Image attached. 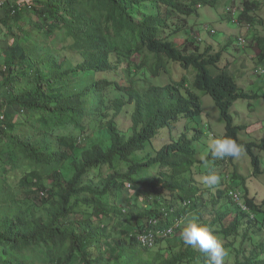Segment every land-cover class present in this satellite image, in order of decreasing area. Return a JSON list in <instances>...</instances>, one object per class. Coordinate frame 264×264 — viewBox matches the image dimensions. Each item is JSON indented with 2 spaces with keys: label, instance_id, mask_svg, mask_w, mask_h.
I'll use <instances>...</instances> for the list:
<instances>
[{
  "label": "trees",
  "instance_id": "obj_1",
  "mask_svg": "<svg viewBox=\"0 0 264 264\" xmlns=\"http://www.w3.org/2000/svg\"><path fill=\"white\" fill-rule=\"evenodd\" d=\"M221 1L0 0V264H210L180 235L164 247L174 236L151 249L139 246L149 220L170 226L186 216L213 230L227 251L225 264H264V227L256 220L261 213L264 220V201L246 192L244 211L228 194L238 189L221 173L209 189L187 179L200 162L185 134L143 161L133 159L160 130L198 118L200 92L224 121L221 138L242 145L253 174L260 172L253 145L239 140L242 127L230 114L237 101L258 95L242 91L228 65L209 74L218 62L212 49L188 51L194 41L170 40L186 18ZM248 16L244 9L238 20ZM170 64L192 69V81L183 72L172 83H153L169 74ZM127 114L124 130L118 122ZM95 124L106 138L84 148ZM202 137L194 130L192 141ZM208 159L215 160L210 152ZM24 205L38 207L41 216L29 218Z\"/></svg>",
  "mask_w": 264,
  "mask_h": 264
},
{
  "label": "rangeland",
  "instance_id": "obj_2",
  "mask_svg": "<svg viewBox=\"0 0 264 264\" xmlns=\"http://www.w3.org/2000/svg\"><path fill=\"white\" fill-rule=\"evenodd\" d=\"M259 2V3H258ZM252 3V4H251ZM257 3L258 7L253 4ZM261 3V4H260ZM247 4V6H245ZM250 4L253 5L250 8ZM232 6L234 9L233 19L226 14V9ZM251 12L250 16L246 19L238 20V15L243 11ZM151 11V9H149ZM234 21L239 22L238 25ZM179 23H177V26ZM249 26L250 34L245 30ZM171 30V29H170ZM257 33V36L264 44V0H222L215 7H202L197 10L196 14H193L186 18L185 29L179 32L176 38L172 37L170 40L174 41L176 45L184 41H194L193 45H187L188 51L197 48L199 52H203L206 49H212L211 55L218 54V62L215 63L214 67L208 68V73L212 75H218L224 71L223 66L228 65V69L225 70L230 75L234 82L241 87L242 77H248L254 66L252 60V49L250 47L244 48L239 45L238 39L243 38L245 41L253 39V33ZM163 35H170V31L166 30ZM186 38V39H185ZM258 46L260 42H258ZM255 47V46H254ZM264 49V47L260 48ZM257 68H263L264 64H258ZM186 73V77L189 81L193 79V71L182 70L176 64H170L169 74H162L159 80L153 81L158 84H168L175 81L176 78ZM177 78V79H178ZM259 79L264 81V76L259 75ZM245 93H249L248 90L242 89ZM252 93L258 95V98L252 100H239L237 101L232 109L231 116L234 126H241V131L238 132V138L243 143H249L253 145L251 149L253 155L258 157L260 162V172L253 174V167L251 165V158L247 151L243 147V152L239 158H232L230 162L225 161L222 164H217L219 159L209 160V144L215 140L220 139L224 134V121L220 117L219 111L214 105L212 99L209 96L202 95L200 92H196L200 98V104L202 113L195 120H180L177 123V129L160 130L157 138L151 140V146H144V149L133 155L135 161H143L146 153H153L154 150H158L168 142L169 139L172 141L176 140L180 135L185 134L191 148L195 150V159L199 161L195 167L191 169V172L185 175L187 179L195 181V185L198 188L209 189L208 186L204 185L202 178L208 174H216L217 176L226 177L231 183L232 189L237 188L245 197L246 192L248 198H255L256 203H263L264 201V86L261 90L252 89ZM131 109H129V113ZM118 124L122 129H126L129 126V114L122 115L119 118ZM101 129L100 125H93V131L89 134L90 139L82 143L84 148H89L90 143L97 137L106 138L105 131L102 129L97 133V130ZM194 130L202 131L203 137L199 140L192 141ZM148 148V149H147ZM80 152L76 153L78 157ZM123 172L127 171V166L122 165L121 169ZM152 173V171H151ZM141 174L147 176L146 169H141ZM238 177L237 180H232V176ZM220 176H218L220 178ZM130 191V195H134L133 185L127 187ZM214 191V190H212ZM168 197V196H167ZM143 203L141 200L138 202V207H142ZM136 207V203L133 202L129 205L130 211ZM24 209L28 211L29 218H37L41 216V212L38 207L28 206ZM264 212V206L261 207ZM263 214L257 215L256 220L259 224L264 227ZM187 220V216L183 223H181V230L184 223ZM263 221V222H262ZM180 232L177 230L174 237L165 241L161 246L172 243L175 238H178ZM264 235V230L262 232ZM262 241V240H261ZM249 244H246V254L251 250ZM226 261V259H225Z\"/></svg>",
  "mask_w": 264,
  "mask_h": 264
},
{
  "label": "clouds",
  "instance_id": "obj_3",
  "mask_svg": "<svg viewBox=\"0 0 264 264\" xmlns=\"http://www.w3.org/2000/svg\"><path fill=\"white\" fill-rule=\"evenodd\" d=\"M234 22L238 25L237 21ZM208 147L214 159L239 158L243 152V146L228 137L215 139ZM202 182L211 188L219 183V177L214 173L208 174L202 178ZM180 237L184 245L198 248L205 253L210 259V264H225L227 251L210 227L198 223L195 218L188 219L182 227Z\"/></svg>",
  "mask_w": 264,
  "mask_h": 264
},
{
  "label": "built area",
  "instance_id": "obj_4",
  "mask_svg": "<svg viewBox=\"0 0 264 264\" xmlns=\"http://www.w3.org/2000/svg\"><path fill=\"white\" fill-rule=\"evenodd\" d=\"M226 13L230 15L231 18L234 17V9L232 6L226 9ZM239 45L245 47L247 42L243 38L238 39ZM255 75H263L264 76V69L263 68H256L254 71ZM2 120V117H0ZM130 187V185H128ZM230 198L232 201L242 210L247 211V208L243 204L242 194L238 190H232L229 193ZM189 201L183 203V207H188ZM172 212V210L170 211ZM183 218H177L173 220L170 226H159L158 220H149L144 228L140 231L139 235L137 236V241L139 246L143 249H151L155 246L158 241L167 240L171 236L175 235V232L179 229Z\"/></svg>",
  "mask_w": 264,
  "mask_h": 264
},
{
  "label": "crops",
  "instance_id": "obj_5",
  "mask_svg": "<svg viewBox=\"0 0 264 264\" xmlns=\"http://www.w3.org/2000/svg\"><path fill=\"white\" fill-rule=\"evenodd\" d=\"M251 13V12H250ZM250 13L248 12V15L250 16ZM249 34H250V30H249V26L245 29ZM253 33H255L254 31H252ZM257 33L253 34V39L250 40V41H247V44L246 46L244 47L245 49L250 47L252 49V54H253V58L252 60L254 61V66L252 68V72H250V74L248 75V77H242V89H246L249 91V93L247 94H250V95H254L255 93H252L251 90L252 89H258V90H261L262 87L264 86V81H262L261 79H259V75H255L253 73L254 69L257 67L258 64H264V49L263 52H262V56L260 54V51L262 48L261 46H258V43H257V40H258V37L255 36ZM257 38V40H256ZM255 46V47H254ZM239 88H241L239 85H238Z\"/></svg>",
  "mask_w": 264,
  "mask_h": 264
},
{
  "label": "bare ground",
  "instance_id": "obj_6",
  "mask_svg": "<svg viewBox=\"0 0 264 264\" xmlns=\"http://www.w3.org/2000/svg\"><path fill=\"white\" fill-rule=\"evenodd\" d=\"M230 191V190H229Z\"/></svg>",
  "mask_w": 264,
  "mask_h": 264
}]
</instances>
